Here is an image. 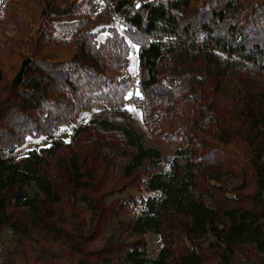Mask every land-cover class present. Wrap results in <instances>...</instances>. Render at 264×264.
<instances>
[{"label": "trees", "instance_id": "trees-1", "mask_svg": "<svg viewBox=\"0 0 264 264\" xmlns=\"http://www.w3.org/2000/svg\"><path fill=\"white\" fill-rule=\"evenodd\" d=\"M102 2L117 25L87 0H44L12 78L0 63V234L14 232L1 264H264V0ZM128 103L177 144L167 171L130 123L55 139L86 109ZM29 136L51 145L15 159Z\"/></svg>", "mask_w": 264, "mask_h": 264}, {"label": "rangeland", "instance_id": "rangeland-1", "mask_svg": "<svg viewBox=\"0 0 264 264\" xmlns=\"http://www.w3.org/2000/svg\"><path fill=\"white\" fill-rule=\"evenodd\" d=\"M87 6L89 13L96 17L101 18L105 25H117L112 13L107 6L104 5L102 0H87ZM44 7V0H9L7 6L0 13V63H5V75L12 78L15 74L20 58H17L14 54L21 53V50H26L25 43H21L22 39L29 40L30 36L35 33L39 24L42 22L41 9ZM102 24V25H103ZM107 33L101 35V39H104ZM130 53L127 59L128 70L134 74L138 71L139 58H138V46L131 43ZM135 46V47H133ZM67 47L62 45L57 47L54 56L63 57ZM14 52V54H13ZM52 52V51H51ZM66 56V55H65ZM134 57L135 59H132ZM134 69V70H133ZM5 83V82H4ZM0 84V91L2 92L3 86ZM132 95L133 92H130ZM130 109H135L132 111ZM125 112L128 115V119L120 115V112ZM93 118H107L116 120L121 123H130L139 132H141L148 145L158 148L163 156V170L169 169V162L174 157L175 151L178 148L177 144L169 143L163 140L152 132L144 123L141 109L133 103H128L123 107L109 108L101 106H93L86 109L79 115L78 121L72 124L63 125L56 133L55 139L63 143H70L73 137V130L75 127L85 125ZM51 145V141L46 137H32L29 136L13 154L15 159H20L26 156L33 149H40L42 147H48ZM136 191V190H133ZM13 229H4L0 234V264L10 254L13 249ZM147 251L149 255L156 257L161 250L163 243L161 236L158 233L150 232L147 234ZM213 257V254H210ZM212 258H207V264H216ZM247 264H252L247 262Z\"/></svg>", "mask_w": 264, "mask_h": 264}, {"label": "snow or ice", "instance_id": "snow-or-ice-1", "mask_svg": "<svg viewBox=\"0 0 264 264\" xmlns=\"http://www.w3.org/2000/svg\"><path fill=\"white\" fill-rule=\"evenodd\" d=\"M133 47H135V46H133ZM132 59H135L134 57H132ZM134 70V69H133ZM137 95H139V93L137 92ZM129 96H131V94H129ZM130 110H132V111H135V109H130Z\"/></svg>", "mask_w": 264, "mask_h": 264}]
</instances>
